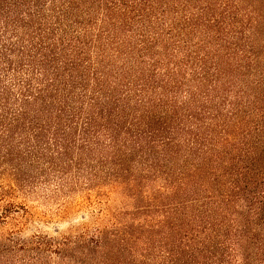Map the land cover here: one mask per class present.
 <instances>
[{"label": "trees", "instance_id": "16d2710c", "mask_svg": "<svg viewBox=\"0 0 264 264\" xmlns=\"http://www.w3.org/2000/svg\"><path fill=\"white\" fill-rule=\"evenodd\" d=\"M0 264H264V0H0Z\"/></svg>", "mask_w": 264, "mask_h": 264}, {"label": "rangeland", "instance_id": "374dc122", "mask_svg": "<svg viewBox=\"0 0 264 264\" xmlns=\"http://www.w3.org/2000/svg\"><path fill=\"white\" fill-rule=\"evenodd\" d=\"M49 208L50 207L37 204L32 208L34 217L32 218L31 222L28 223L26 233L31 234L39 231L53 233L57 229L60 231H65L72 224H78L83 222V220H87L82 219L83 217L87 216V213L84 212L74 213L67 218H60L57 216L52 217L53 210Z\"/></svg>", "mask_w": 264, "mask_h": 264}]
</instances>
